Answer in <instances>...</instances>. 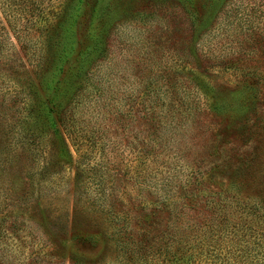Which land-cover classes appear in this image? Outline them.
<instances>
[{
    "label": "rangeland",
    "instance_id": "rangeland-1",
    "mask_svg": "<svg viewBox=\"0 0 264 264\" xmlns=\"http://www.w3.org/2000/svg\"><path fill=\"white\" fill-rule=\"evenodd\" d=\"M56 1L42 0L41 7ZM110 5L101 50L85 61L81 78L71 81L68 93L77 94L68 106L70 155L56 160L55 148L51 153L41 148L51 135L27 144L19 129L28 87L31 92L36 85L41 94L38 64L44 55L54 57L57 19L44 36L25 7L0 0L3 264H71L69 251L95 257V263L83 264H264L259 175L264 174V0H112ZM192 8L194 18L188 15ZM193 26L200 31L197 38ZM243 85L255 101L225 121L227 141L219 146L214 137L219 117L209 112L208 96L217 88ZM241 155L253 157L247 168L256 171L238 192L244 209L258 217L250 222L233 202L217 198L224 189L236 193L229 174ZM226 158L233 164L204 182L208 196L197 183L180 180L187 160L188 167L202 171ZM36 206L47 215L41 224L48 232L38 226ZM218 216L225 225L207 245L204 223ZM245 221L255 225L259 245H247L252 259H229L227 252L244 245L233 238H242ZM233 223L243 226L237 236ZM70 230L91 233L95 240L75 238L70 247L63 242L64 250L53 246L62 244L56 235L68 236ZM202 251L205 258L193 255Z\"/></svg>",
    "mask_w": 264,
    "mask_h": 264
},
{
    "label": "trees",
    "instance_id": "trees-1",
    "mask_svg": "<svg viewBox=\"0 0 264 264\" xmlns=\"http://www.w3.org/2000/svg\"><path fill=\"white\" fill-rule=\"evenodd\" d=\"M14 1L15 3H19L26 8V12L34 21V24L37 22L41 23V27L39 28L40 34L43 33L42 35L44 36L45 32L47 33V29H51L52 24H54L55 20L57 19L55 26L57 24L58 30H56V35L54 36V45L56 47L54 57L50 58L48 57V55H44V58L38 64V69L36 71L38 75L36 77L38 81V88L41 94H39V92L35 90L37 89L36 85H34L35 89H32L31 92L28 87V90L25 93L28 100L25 106L26 113L23 119L20 121L19 134L22 143L27 144H34V140H36V138H40V136L41 138H43L44 136L46 137L51 135V137L49 136V138H51L50 140L55 139L56 141L53 142L52 140V142H50L49 140L50 144L48 142V146L45 147L43 145V147L41 148H43L46 153L53 152L55 148V159L60 160L61 158L59 157L70 155L69 148L65 139L69 133L68 128L70 127L71 122V116L69 114L70 108L68 109V106L70 105L69 100L71 101L77 93L75 92L71 96V94L68 92H73V90H69V87L72 79L78 76H80L79 78H81V76L85 72V61L88 58H93L94 55L97 54L98 51L102 48L101 43L103 42V35L107 31L110 24L109 17L112 13L111 10L113 8L111 7L110 3L112 0H57L53 4L46 7H41L42 0ZM192 12L193 8L191 12L189 11L188 15L191 18H194L195 15L194 12ZM52 19L54 20V22ZM106 23H108V27L104 29V25ZM199 32L197 33V26H193L192 35L197 38L199 36ZM25 73L26 75H28V72L25 71ZM29 82L27 86L31 85V82L30 84ZM248 86L251 87L249 84ZM248 86L243 85V88H236L229 91H227V89L222 88L223 90H221L217 88L215 91L209 94L208 97H210V104L207 105V108L211 114H213L214 116L216 114L217 117H219L218 127L215 131L214 136L217 140V145L222 146L227 141V135L224 134L225 121L233 115L241 114L243 110L245 111L248 105H252L255 101V93H251V90ZM23 121L24 123H21ZM33 124L35 128H31ZM236 158L238 159L239 163L236 164L233 173H230L229 176L231 177V182L234 181L233 186L237 191L235 194H233L224 189L222 193L217 194V198L225 205V202L227 201H230L231 203L233 202L234 204H232L234 206H237L240 212H242L244 215L248 214L247 222H250V219L252 217L258 220L255 212L244 209L246 202L241 200V194L238 193L244 188V185L253 182L252 180H248V178L254 176L253 173H256V171L248 169L251 162H253V157L250 155H241L236 156ZM197 162V159L193 158V163L195 164ZM184 163L187 164V167H185V169L182 168L183 174L181 175L180 180H182V182L185 184L189 183V185H194L195 183H197V186H199L198 190L201 191L204 196H208L203 192V187L205 185L204 182L214 180V172L215 174L219 173L223 168L229 166V164H233L228 162L226 158V160L214 162L210 169L194 171V169L188 167L192 164L191 160H187ZM243 164L245 166H242ZM251 170L252 175H250L249 173V171ZM259 175L261 177H264V174L262 173H259ZM201 182H203V184ZM204 188L207 190L209 189L206 187ZM205 203H207V200H205ZM212 203H215V200H212ZM257 207L259 206L257 205ZM35 210L40 219V224L38 223V226L43 232H48L47 224H41V222L43 223L47 219L45 211L37 206L35 207ZM218 218V221L213 219L216 221H213L214 223L212 222V217L210 218L209 223H204L207 224L206 228L209 235L208 239H205V237L203 236V238L206 240L207 245H209L210 242L214 241L213 239L216 237V234L219 233L218 231L223 230L226 219H224L223 221L220 216H218ZM3 219V216L0 215V264H3V261L5 262V260H3V244L4 242H6V236H3L2 232ZM244 223L245 224H243V226L245 225L246 231H243L242 238H233V240L238 243L237 245L240 244V241H242L244 245L236 246V250L227 252L226 257H229V259L230 257H238L243 261L245 259H252L253 255L251 253V250L248 249L249 246L247 245H259V242L256 241L258 240L259 236L256 235L255 225L246 223V221ZM213 225H215L216 227H213ZM231 225L236 226L233 227L234 229L232 228V232L233 235L237 236L236 234L238 233H236V230L239 228H243V226L240 227L234 223L230 224V226ZM84 233L86 234L80 235L76 230H70L68 236H65V234L63 233L58 234L56 235V238L62 241V244L54 243L53 246L55 245L58 249L64 250L63 242L66 243L65 248L70 247V245L72 246V242H74L75 238H81L84 239V241L88 240L90 242H94L95 238L91 233ZM11 238H14L13 235L11 236ZM260 239H262V236L260 237ZM48 240L50 241V243L53 242L51 238H48ZM11 244L15 246L13 240L11 241ZM209 251H211V249H209ZM32 252L34 251L31 250L29 254H31ZM68 253L71 264H83L85 262L95 263L96 261L95 257L89 259L86 256L82 257L84 256V254H77L76 256L73 255L70 251ZM196 254L198 256L199 254L201 256H204V258L206 257L205 251L193 253V255ZM12 258H14L13 255ZM225 261V264L232 263L231 261L228 262V260ZM208 262H210V260H208L205 264H208ZM13 264H19V262L13 261Z\"/></svg>",
    "mask_w": 264,
    "mask_h": 264
}]
</instances>
